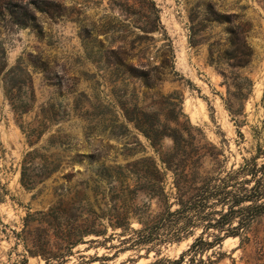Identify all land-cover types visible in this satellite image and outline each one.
Instances as JSON below:
<instances>
[{
    "label": "rangeland",
    "instance_id": "1",
    "mask_svg": "<svg viewBox=\"0 0 264 264\" xmlns=\"http://www.w3.org/2000/svg\"><path fill=\"white\" fill-rule=\"evenodd\" d=\"M10 11L33 21L19 27ZM123 110L171 165L215 178L258 154L264 163V0H0V264H46L28 253L40 230L26 220L59 200L92 219L122 205H150L145 223L159 212L142 188L144 159L160 164L159 155ZM171 182L168 172L166 192ZM199 233L95 262L118 241L91 236L99 244L77 246L64 264H168ZM250 237L246 249L232 253L239 239L228 238L222 251L264 264V216Z\"/></svg>",
    "mask_w": 264,
    "mask_h": 264
},
{
    "label": "trees",
    "instance_id": "2",
    "mask_svg": "<svg viewBox=\"0 0 264 264\" xmlns=\"http://www.w3.org/2000/svg\"><path fill=\"white\" fill-rule=\"evenodd\" d=\"M9 13L13 16V23L23 28L31 24L34 18L27 12L24 19L18 18L13 11ZM226 108L238 127L240 122L236 117L240 114L239 111L234 110L229 103H226ZM123 114L127 120L134 123L135 128L146 137L159 155L160 164L152 158H145L146 164L142 167L145 168L143 192L150 201L155 200L159 212L152 216L150 223H145L144 218H148L147 210L150 205L141 212L122 205L119 209L102 215L103 217L92 219L90 215L71 214L68 208L72 203L70 199L59 200L46 211L39 212L38 219L26 220L27 226L35 222L40 230L34 251L28 253L41 256L46 264H64L66 257L70 256L77 246L84 243L99 244L97 239L85 241L86 238H102L104 243L117 239L118 245L109 248L117 249L113 256H104L101 259L96 257L92 262L108 261L119 251L144 247L149 250L180 242L193 236L199 229V235L193 239L188 249L177 259L167 261L168 264H223L226 258L231 260V264H235L231 254L222 251L223 242L228 238H238L239 245L231 252L246 249L251 241L252 223L258 217L264 216V163L258 164L256 161L262 154L245 160L236 170L226 173L223 177H203L199 165H171L159 152L154 134L144 130L129 111L123 110ZM238 134L242 136L240 132ZM169 137L173 141L172 150L175 152L177 140L172 135ZM125 172L134 174L128 168H125ZM168 172L172 174V182L166 192ZM23 177L21 174V182ZM128 187L126 185L124 189L127 190ZM27 219H30V215ZM99 219L107 220V225L113 230L112 234L108 235L107 226L99 224ZM131 219L135 220L140 228H131ZM98 226L101 228L98 229ZM117 229L120 230L119 233H114ZM258 251L259 260L264 263V246H260ZM161 261L159 259L153 264Z\"/></svg>",
    "mask_w": 264,
    "mask_h": 264
}]
</instances>
